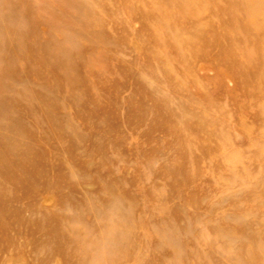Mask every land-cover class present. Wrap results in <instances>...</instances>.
Here are the masks:
<instances>
[{"label":"rangeland","instance_id":"rangeland-1","mask_svg":"<svg viewBox=\"0 0 264 264\" xmlns=\"http://www.w3.org/2000/svg\"><path fill=\"white\" fill-rule=\"evenodd\" d=\"M0 264H264V0H0Z\"/></svg>","mask_w":264,"mask_h":264},{"label":"bare ground","instance_id":"bare-ground-1","mask_svg":"<svg viewBox=\"0 0 264 264\" xmlns=\"http://www.w3.org/2000/svg\"><path fill=\"white\" fill-rule=\"evenodd\" d=\"M18 180H19V179H18ZM18 180H17V181H18ZM21 180H22V179H21ZM22 181H23V180H22ZM18 182H19V181H18ZM24 182H25V181H24ZM24 182H23V183H24ZM2 192H3V191H2ZM44 201H45V200H44ZM49 202H50V201H49ZM7 213H8V212H7ZM10 214H11V213H10ZM17 217H18V215H17Z\"/></svg>","mask_w":264,"mask_h":264}]
</instances>
